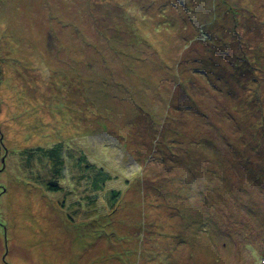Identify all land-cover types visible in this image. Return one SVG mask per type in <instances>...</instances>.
Returning <instances> with one entry per match:
<instances>
[{"label":"rangeland","instance_id":"rangeland-1","mask_svg":"<svg viewBox=\"0 0 264 264\" xmlns=\"http://www.w3.org/2000/svg\"><path fill=\"white\" fill-rule=\"evenodd\" d=\"M221 1L0 0V264H264V0Z\"/></svg>","mask_w":264,"mask_h":264},{"label":"trees","instance_id":"trees-1","mask_svg":"<svg viewBox=\"0 0 264 264\" xmlns=\"http://www.w3.org/2000/svg\"><path fill=\"white\" fill-rule=\"evenodd\" d=\"M231 2H233V1H231ZM89 3H91V7L95 6V3H93V1H91ZM221 4L223 6H225V8H227V11L230 14V19L232 20V27H234V30H235L237 28V25L239 24V21H236V20H238L237 18L242 15V14H240V8H237V6H234L235 3H233L231 5L228 0H222ZM218 13H219V11L217 12V16H218ZM243 14L244 15L241 16V18H243V16H244L242 24H244L247 21L245 19H248V24L249 23L254 24L253 22L255 20H252V19H253V16L255 14H253L251 8L245 7L243 10ZM217 16L214 18V22L216 21ZM252 24H250L249 27L246 26V28L249 30L248 33L254 32L253 30H251ZM245 25H247V24H244V26ZM230 28H231V26H230ZM235 34H236V36L232 39V42L236 43V45H237V46H235L236 49H234V52H236V55L234 56L233 59H231V61H229V64H231L234 67V70L232 71L234 74L233 75L234 77H232V78L234 79L236 86L239 87L237 92L240 94L241 97L253 95V98H255V94H256L258 96V98H261L260 93H259L260 90L259 89L254 90V88H255L254 86L256 83H260L259 72H262L261 71V63L264 62V55L261 58L262 59L261 60L260 56L256 55L255 51L251 52V50H250V52H247L249 47H245L244 41H242V38H241L242 36L238 35V31L237 32L235 31ZM251 38H254V36H252ZM205 40H206V42H211L212 43L211 46H214L216 48L217 47H224V46L228 45V43H229V42H227V40H225V38H222L219 35H218L217 39L211 40V38L209 39V36H208V37H205ZM180 65L182 66V64H180ZM205 67H208V66H202L200 64H197L192 69L191 73H193V75L196 77L197 76L199 77L200 75H202L203 77L208 78L205 74L209 73V71H211V70L209 69V67H208V70H206ZM263 68H264V66H263ZM211 72H213V71H211ZM213 73H214V75H213L214 78L209 77V79L215 80V75H216V81H212L213 84H216V85H214V87L218 91L221 90V88H220L221 86L229 89V87H227V85L230 86L231 80H229L230 78H227L225 76V75H227V73L225 75H223L220 72H216V71H214ZM229 74H230V71L228 72V76H229ZM246 81L248 83H246ZM260 102H261V104L259 105V107L257 109L261 110V112H264V109H263L264 95L261 98ZM262 128H264V125ZM3 147H4V143L2 141L1 132H0V152L2 151ZM100 181H101V178L98 179L97 182H95V184H98V182H100ZM48 186H50L53 189L57 188L56 184L55 185L49 184ZM118 196H119V194L117 192H112L111 199L114 200Z\"/></svg>","mask_w":264,"mask_h":264}]
</instances>
